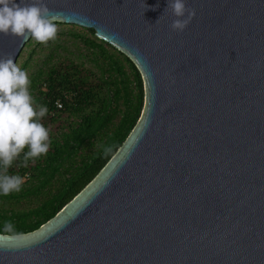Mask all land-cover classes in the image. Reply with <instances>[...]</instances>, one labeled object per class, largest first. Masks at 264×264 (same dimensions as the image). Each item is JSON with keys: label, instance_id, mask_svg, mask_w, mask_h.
Masks as SVG:
<instances>
[{"label": "water", "instance_id": "water-1", "mask_svg": "<svg viewBox=\"0 0 264 264\" xmlns=\"http://www.w3.org/2000/svg\"><path fill=\"white\" fill-rule=\"evenodd\" d=\"M44 2L133 61L144 105L54 216L0 232V264H264V0H185L179 33L168 0Z\"/></svg>", "mask_w": 264, "mask_h": 264}, {"label": "trees", "instance_id": "trees-1", "mask_svg": "<svg viewBox=\"0 0 264 264\" xmlns=\"http://www.w3.org/2000/svg\"><path fill=\"white\" fill-rule=\"evenodd\" d=\"M55 23L54 40L41 44L30 37L16 60L28 75L33 107L48 108L39 122L49 132V151L25 166L26 146L8 168L24 183L19 192L0 194L1 233L5 221L15 234L54 216L117 151L143 109V80L128 56L92 28Z\"/></svg>", "mask_w": 264, "mask_h": 264}, {"label": "clouds", "instance_id": "clouds-1", "mask_svg": "<svg viewBox=\"0 0 264 264\" xmlns=\"http://www.w3.org/2000/svg\"><path fill=\"white\" fill-rule=\"evenodd\" d=\"M165 12L175 17L169 27L177 33L183 32L196 14L195 9L186 6L185 0H168ZM55 20L44 0H20L19 4L15 0H0V34L5 36L21 41L31 37L46 44L56 38ZM28 86L27 73L13 62L12 56H0V194L5 196L19 192L24 183L23 178L8 175L7 170L25 147L29 148L23 157L25 166L30 159L49 151V132L39 122L48 108L41 106L37 111L33 107ZM110 151V148L105 149V153ZM3 231L13 233V223L5 221Z\"/></svg>", "mask_w": 264, "mask_h": 264}, {"label": "built area", "instance_id": "built-area-1", "mask_svg": "<svg viewBox=\"0 0 264 264\" xmlns=\"http://www.w3.org/2000/svg\"><path fill=\"white\" fill-rule=\"evenodd\" d=\"M55 105L57 108H61L62 107V102L60 100H56L55 101Z\"/></svg>", "mask_w": 264, "mask_h": 264}]
</instances>
